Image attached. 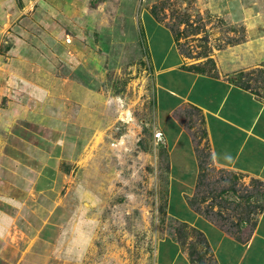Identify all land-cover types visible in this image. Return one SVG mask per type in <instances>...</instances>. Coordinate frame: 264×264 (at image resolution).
I'll use <instances>...</instances> for the list:
<instances>
[{
  "label": "rangeland",
  "instance_id": "rangeland-1",
  "mask_svg": "<svg viewBox=\"0 0 264 264\" xmlns=\"http://www.w3.org/2000/svg\"><path fill=\"white\" fill-rule=\"evenodd\" d=\"M97 2L101 11L78 13L68 27L15 12L0 34L9 70L0 69V264H159L167 237L195 264H214L200 235L167 213L169 156L144 9L210 74L228 69L224 52L246 26L232 23L226 0ZM232 69L231 81L264 100V65ZM189 117L201 163L193 207L243 237L264 210V184L216 168L201 115Z\"/></svg>",
  "mask_w": 264,
  "mask_h": 264
},
{
  "label": "crops",
  "instance_id": "crops-1",
  "mask_svg": "<svg viewBox=\"0 0 264 264\" xmlns=\"http://www.w3.org/2000/svg\"><path fill=\"white\" fill-rule=\"evenodd\" d=\"M246 1L226 0L232 23L244 24L248 36L224 52L228 69L218 67L216 74L207 73L204 63L190 62L172 29L158 20L152 7L144 9V37L150 47L158 129L169 156L167 213L200 235L211 250L214 264H264V210L258 214L252 231L242 237L205 218L192 204L201 173L196 125L189 117L194 111L202 117L216 168L264 184V100L250 87L231 81L226 73L238 65L246 69L264 65V0ZM91 3L92 0H0V34L15 12L34 9L40 27L44 23L53 28L61 24L68 27L74 25L78 13L102 10L101 3ZM55 35L58 38L59 33ZM218 57L222 59V55ZM15 60L10 71L13 76L18 75L14 74L18 65ZM158 254L159 264H195L189 250L172 237L162 240Z\"/></svg>",
  "mask_w": 264,
  "mask_h": 264
},
{
  "label": "trees",
  "instance_id": "trees-1",
  "mask_svg": "<svg viewBox=\"0 0 264 264\" xmlns=\"http://www.w3.org/2000/svg\"><path fill=\"white\" fill-rule=\"evenodd\" d=\"M199 69L197 66H192L191 69Z\"/></svg>",
  "mask_w": 264,
  "mask_h": 264
},
{
  "label": "bare ground",
  "instance_id": "bare-ground-1",
  "mask_svg": "<svg viewBox=\"0 0 264 264\" xmlns=\"http://www.w3.org/2000/svg\"><path fill=\"white\" fill-rule=\"evenodd\" d=\"M126 118V117H125ZM128 120V119H127Z\"/></svg>",
  "mask_w": 264,
  "mask_h": 264
}]
</instances>
